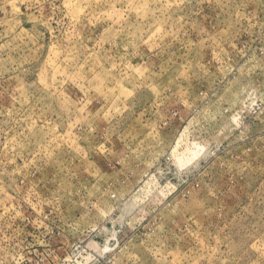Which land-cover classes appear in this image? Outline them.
I'll list each match as a JSON object with an SVG mask.
<instances>
[{
    "label": "rangeland",
    "instance_id": "rangeland-1",
    "mask_svg": "<svg viewBox=\"0 0 264 264\" xmlns=\"http://www.w3.org/2000/svg\"><path fill=\"white\" fill-rule=\"evenodd\" d=\"M0 264H264V0H0Z\"/></svg>",
    "mask_w": 264,
    "mask_h": 264
}]
</instances>
